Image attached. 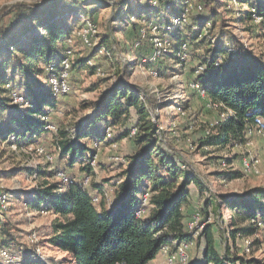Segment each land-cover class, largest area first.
I'll list each match as a JSON object with an SVG mask.
<instances>
[{"label": "trees", "instance_id": "trees-1", "mask_svg": "<svg viewBox=\"0 0 264 264\" xmlns=\"http://www.w3.org/2000/svg\"><path fill=\"white\" fill-rule=\"evenodd\" d=\"M188 1L193 2L33 0L1 6L0 139L30 146L49 131L50 116L59 105V98L49 81L52 75H59L63 70L66 45L79 22L82 26L85 20L94 21L96 13L113 7L112 19L127 22L125 19L128 18L136 31L133 37L135 45L137 41L140 40V44L143 41L141 28L153 23L156 27L160 26L177 53L184 55L189 54L186 52L190 51L191 44L200 47L205 42L208 35L203 34L204 30L208 29V34L218 22H224L218 0H195V4ZM238 1L251 6L248 12H244V20H254V15L258 14L264 21V0ZM193 7L203 11L191 13L190 20L193 14L206 12L207 15L197 17L187 25L182 24L183 28L191 30L190 34L174 23L185 22ZM133 18L138 21H133ZM176 19H179L178 22H175ZM208 25L211 27L207 28ZM115 32L109 28L101 37L100 45L96 47L99 41L94 45L91 55L77 58L72 64L71 76L74 70L97 73L100 68L91 64V56L100 53V50L105 51L107 57H112L119 43ZM220 34L223 39L211 37L214 39L210 42L211 48L200 62L203 70L191 68L188 71L185 67L183 72L200 86L197 89L199 93L196 91L189 100L207 99L226 112L219 133L205 142L227 147L232 143L244 144L251 128L264 130V59L250 52L237 35L224 31ZM210 35L213 36L212 33ZM140 44L138 47H141ZM184 44L188 45L186 50L183 49ZM181 63L185 64L186 60H181ZM16 96L22 97L23 101L16 102ZM187 103V100H182L178 106L186 108ZM167 105L157 94L141 91L120 78L91 103L92 113L75 130H57L56 148L60 157L67 158L71 166L78 163L85 176L79 181L64 177L65 180L46 183L45 187L34 191L30 200L34 208L53 210L56 215L50 244L65 256L51 264H149L165 247L176 250L182 244L195 241L192 231H186L188 226L183 208L189 202L192 184H196L200 191L208 188L200 174L191 169L165 139L171 130L163 127L161 118L166 114L164 110H157ZM132 109L137 115L133 127L135 133L127 129L111 142L130 136L137 151L127 155V165L120 174L122 178L115 187V197L110 204L103 184L91 182L92 187H88L89 182H85L88 176L95 174L91 163L96 151L90 150L82 140L104 141L108 130L126 124ZM55 172L53 170L48 174L54 177ZM231 173L232 177L241 174ZM221 198L214 201L207 198L206 204H210L221 219L224 218L221 213L223 208L230 211V228L219 232L223 241L258 232L259 223L264 219V188L229 193ZM145 201L147 214L138 216L137 212ZM1 207L0 202L1 252L15 256L14 253L22 251V248L16 247L18 244L10 234V227L2 220ZM203 235L206 237V250L203 260L195 264L250 263V260L232 254L228 244L221 254L220 241L210 225L204 229ZM0 264L5 263L1 260ZM22 264L48 263L39 256L32 257L27 253Z\"/></svg>", "mask_w": 264, "mask_h": 264}, {"label": "rangeland", "instance_id": "rangeland-1", "mask_svg": "<svg viewBox=\"0 0 264 264\" xmlns=\"http://www.w3.org/2000/svg\"><path fill=\"white\" fill-rule=\"evenodd\" d=\"M16 1L31 2L33 0H0V8L4 4ZM188 2L195 4V0ZM218 7L224 17V22H218L216 28H212L208 34L209 30H204L203 34L208 35V38L200 47H197V44H191L190 51L186 52L189 54H184L185 56L177 53L174 46L170 45L165 33L160 30V26L156 27L157 25H152L153 23L143 26L141 28L143 41L141 44L140 40L137 41L136 46L140 44L143 49L152 50V53L154 51L153 55L150 53V56L152 55L151 65L153 64L156 68L152 65L149 69L143 66L137 57L138 50L135 48L133 40L136 31L132 28L128 18L124 17L127 22L112 19L115 12L113 7L103 8L96 13L93 17L94 21L85 20L82 26H80V22L74 26L72 41L66 45V50L70 47L73 51L72 64L77 58L91 55V50L95 49L94 45L98 41L99 44L96 47L100 45L101 37L107 33L109 28L114 32L117 31L115 36L119 43L110 58L105 55V51L101 52L100 50V53L91 56V64H96L100 68L95 74L74 70L71 76V65L67 80L69 90L64 94L54 93L59 98V105L52 112L49 119V131L39 138L41 141L38 139L30 146H21L0 139L2 220L10 227V234L18 244L16 247L22 248V251L13 248L17 253H21L20 255L15 252V256L8 253L6 257L0 256L5 264H22L27 253L28 256H39L45 259L48 264L65 256V253L54 249L50 244L53 235L52 223L56 218L55 213L53 210L34 208L30 200L33 198L34 191L45 187L46 183L65 180L64 177L73 179L80 175V165L71 170L68 168V163L61 166L58 162L61 155L56 150L57 130L59 128H64L68 132L75 130L74 128L92 113L91 103L98 100L102 92L120 78L141 91L157 94L160 99L168 103L164 109L157 110V112L164 110L166 114L161 118L163 127L165 130H171L165 139L174 147V151L178 152V155L189 164L190 168L200 174V178L208 188L200 191L196 184H192L199 193V200L192 207L186 231L191 230L196 239L193 244H182L176 250L165 247L163 250L166 253L168 264H193L194 261H202L207 245L203 231L207 225L211 226L217 240L220 241L221 254L228 244L232 254L242 256L247 261L250 260L249 264H264V219L259 223L260 229L255 234L247 237L239 236L236 240L230 238L228 242L227 240L223 241L219 232L230 228V211L223 208L221 213L224 218L221 219V215L215 214L212 206L206 204L207 198L213 201L221 200V196L229 193H244L251 189L264 188V130L257 127L251 128L247 134V141L241 145L232 143L223 147L206 143L207 139H211L213 135L219 133V128L226 118V112L207 99H202L203 101L189 100L200 86L187 78V74L183 72L184 68H188V71L191 68L203 70L200 65L201 59L211 48L210 42L214 41L213 37L219 36L220 39H223L224 36L220 32L237 35L250 52L264 59L263 17L257 20H244V12H248L251 6L248 3H240L238 0H218ZM202 11L201 8L199 10V8L193 7L188 12L185 22L174 24H178L185 32L191 34V30L183 28V26L192 23L197 17L206 16V12L193 14L190 20L191 13ZM132 20L138 21L136 18ZM87 22H93L98 26L97 34L91 37L88 42L77 34ZM209 27L211 25H208L207 28ZM211 33L213 36L210 35ZM187 47V44L183 45L184 50ZM180 59H185L186 63L182 64ZM48 87L50 88L49 85ZM16 93L18 92L16 91ZM182 100H187L186 108L178 106ZM22 101L23 98L20 97L16 102ZM132 112L136 116L134 109ZM131 122L127 121V125L129 124L128 128L134 134V126L129 127ZM120 128L122 126L114 127L112 134H117L118 131H121ZM82 142L90 150L96 151L95 159L91 163L95 168V174L88 176L85 182H89L88 187H92L91 182L104 183L103 187L111 204L115 187L122 178L120 174L127 165L126 157L136 148L134 140L130 136H125L123 140L112 142V145L103 144V146L102 144L95 145L96 141L89 138ZM41 168L44 170L35 172ZM53 170H56L54 177L48 174ZM231 172H240L241 174L232 177L230 176ZM95 200H98L97 196H95ZM206 210L209 211L208 214L205 213ZM198 221H202V223H198ZM192 222H194L193 225H191ZM194 225H198V227ZM1 235H3L2 230ZM2 250L0 247V252ZM181 251H184L183 253L188 256L186 260L182 259Z\"/></svg>", "mask_w": 264, "mask_h": 264}, {"label": "crops", "instance_id": "crops-1", "mask_svg": "<svg viewBox=\"0 0 264 264\" xmlns=\"http://www.w3.org/2000/svg\"><path fill=\"white\" fill-rule=\"evenodd\" d=\"M154 22V21H153ZM134 46H135V48L138 50V59H139V62L143 65V66H146L148 69H149V67H152V65H151V62H152V55L154 54V51H153V53L151 52V51H149V50H145V49H143L142 47H138V46H136L135 44H134ZM143 49V50H142ZM150 53H152V55L150 56ZM145 60H147L146 62H145ZM153 67H155L154 65H153ZM146 68V69H147ZM156 68V67H155ZM109 74V73H108ZM47 85H48V81H47ZM131 120H132V122H131ZM128 121H130L131 122V126H129V127H133V126H135V123H136V121H137V115L135 116V114L131 111V118L128 120ZM129 125V124H128ZM128 125H127V122H126V124L124 125V126H122V128H120L121 129V131H118V133L116 134H112V132H113V129H111V131H109L108 130V132H107V134L108 135H106V138H105V140L103 141H101V142H95V145H98V144H102V146H103V144L105 145H107V144H109V145H112V142L110 143V141L111 140H115V139H117L122 133H124L127 129H130V128H128ZM46 137V136H45ZM124 139V138H123ZM123 139H121V140H123ZM84 140H86V139H84ZM38 141H41L40 139L38 140ZM136 145V144H135ZM56 150L58 151V148H56ZM135 151H137V146H136V148L132 151V153H134ZM132 153H129V155L130 154H132ZM58 162H60V164H61V166L62 165H67V161H66V159L65 158H60L59 159V161ZM77 165H79L78 163H76L74 166H71V165H69V167L68 168H70L71 170L72 169H75L76 167H77ZM42 167V166H41ZM69 169V170H70ZM44 169H40V170H35V172H38V171H43ZM68 170V169H67ZM85 175H84V173H82V172H80V175L77 177V178H73V179H75V180H81L83 177H84ZM120 181V180H119ZM118 181V182H119ZM103 185H104V183H103ZM93 191V190H92ZM94 192V191H93ZM95 193V192H94ZM115 196H113V198H114ZM198 200H199V193H198V191H196V189H194L193 188V186H191V193H190V198H189V202L187 203V205L186 206H184V208H183V210H184V214H185V223L187 224V221H189L188 220V217L190 216V213L192 212L191 210H192V207L194 206V205H196L197 204V202H198ZM191 204H193V205H191ZM191 218V217H190ZM194 243V242H193ZM192 243V244H193ZM197 262H199V261H194L193 262V264H195V263H197ZM201 262V261H200ZM149 264H168V262H167V256H166V253H165V251L162 249L159 253H158V255L156 256V258H154L152 261H150L149 262Z\"/></svg>", "mask_w": 264, "mask_h": 264}, {"label": "bare ground", "instance_id": "bare-ground-1", "mask_svg": "<svg viewBox=\"0 0 264 264\" xmlns=\"http://www.w3.org/2000/svg\"><path fill=\"white\" fill-rule=\"evenodd\" d=\"M262 19L261 16H259L258 14L254 15V20L257 19ZM179 19H176L175 22H178ZM185 20H187L185 18ZM181 23V22H180ZM98 32V26L93 23V22H87V24H85L78 32V36L85 40L86 42L89 41V39L93 36H95ZM72 41V38L69 40V42ZM72 59H73V51L71 48H68L65 53H64V57L62 60V67L63 70L60 72L59 75L54 74L52 75V77L50 78L49 84L51 85L52 90L54 91V93L56 94H60V93H66L69 90V86H68V77H69V72H70V68L72 65ZM17 97L16 101L18 100ZM146 206V202L144 203V206L138 210L137 215L138 216H145L146 212H147V208ZM194 222H192L191 225H193ZM188 246V245H186ZM183 247V246H182ZM180 247V248H182ZM185 247V246H184ZM184 251H181L180 253L182 254V259L186 260L187 259V255L186 253H183ZM185 254V255H184ZM12 258V257H11Z\"/></svg>", "mask_w": 264, "mask_h": 264}, {"label": "clouds", "instance_id": "clouds-1", "mask_svg": "<svg viewBox=\"0 0 264 264\" xmlns=\"http://www.w3.org/2000/svg\"><path fill=\"white\" fill-rule=\"evenodd\" d=\"M0 256H7V253L6 252H0Z\"/></svg>", "mask_w": 264, "mask_h": 264}, {"label": "built area", "instance_id": "built-area-1", "mask_svg": "<svg viewBox=\"0 0 264 264\" xmlns=\"http://www.w3.org/2000/svg\"><path fill=\"white\" fill-rule=\"evenodd\" d=\"M41 1V0H40ZM49 158L51 159V156H49ZM198 223H202V221H198ZM195 227H198V225H194Z\"/></svg>", "mask_w": 264, "mask_h": 264}]
</instances>
